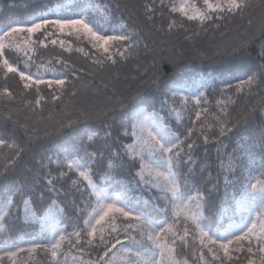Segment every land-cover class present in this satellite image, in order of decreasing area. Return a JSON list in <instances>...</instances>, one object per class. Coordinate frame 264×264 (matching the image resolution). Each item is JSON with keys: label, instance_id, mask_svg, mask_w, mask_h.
<instances>
[{"label": "trees", "instance_id": "obj_1", "mask_svg": "<svg viewBox=\"0 0 264 264\" xmlns=\"http://www.w3.org/2000/svg\"><path fill=\"white\" fill-rule=\"evenodd\" d=\"M69 1L104 6L111 24H123L125 31L134 30L136 47L131 55L122 57L114 54L115 62L104 60L98 63L97 60L103 57L92 48L88 38L69 35V46H61L52 43L55 32L48 29L52 35H45L43 30L32 34L29 62L26 55L15 47L21 44L20 41L29 39L27 33L19 34L5 43L10 47L4 50V58L13 66L21 71L29 68L33 74L38 70L54 71L61 74L57 78L66 79V85L64 88L54 85L51 89L40 85V92L37 93L36 85L25 89L24 81L17 74L8 73L0 67V139L6 141L5 145L0 146V169L16 158L19 148L24 149L22 155L15 159V167L9 169L6 180L0 181V192L17 182L34 186V209L41 210L47 207L51 199L57 200L65 208L64 214L59 216V225L71 232L82 224L87 215V193L73 183L78 179L75 172L50 163L48 158L55 160L71 142L82 141L84 147L81 155L84 151L97 153L92 165L93 178L97 182L118 192L123 186L130 187L133 204L139 211L147 212L157 220L165 219V204L158 199L159 193L143 185L137 186L139 178L135 176L136 168L131 166L127 157L124 158L123 166L117 160V166L108 170L109 178L100 181L108 159L120 150L121 142L129 143L131 140L124 136L122 121L134 108L145 105L149 111L155 110L163 115L165 122L181 138L187 135L189 128L193 129L187 143L194 146L188 153L185 145L184 159L190 154L194 163L184 165L181 171L191 170L189 179L194 180L195 186L202 187L205 192L216 186L209 197L206 219L202 220L207 229L224 228L227 221L240 218L246 210L237 211L235 189L226 187V180L235 178L247 182L249 176L260 177L264 168L258 153L255 162L245 160L243 170L237 169L234 177L223 170L222 164L227 168L228 154L233 152L241 135L264 123V80H260L259 85L250 90L245 86L243 91H238L236 87L239 80L246 79L247 75L264 65V0H247V7L243 11L225 13L222 19L199 25L179 12L170 11L173 3L177 6V0H163V7L161 0H0V28L24 22L34 16L52 15L56 5H64ZM148 5L154 7L153 12L146 10ZM149 16L152 18L149 19ZM115 29L120 31L119 28ZM41 40L44 44L39 43ZM118 47L123 48V45ZM81 48L83 52L79 50ZM57 60L63 63H55ZM197 77H201V80L194 90L201 91L199 94L204 93L200 105L197 107L195 101H191L190 106L182 112L183 123H178L174 114H170L165 105L161 106V101L165 94L169 95L171 86ZM226 85H231V89L222 92ZM5 88L12 93L11 97L4 94ZM37 95L45 98L39 106L35 103ZM53 95L57 96L56 100L52 99ZM129 97L135 99L129 101ZM121 102L127 103V110L119 108ZM113 108L117 111L112 112ZM205 108L207 112L193 124L196 111ZM250 111L254 118L248 121L247 127L243 122L237 124L239 118ZM225 112L227 115H224ZM217 118L231 121L228 127L235 126V130L220 136ZM69 121L74 122L71 127H68ZM201 124L205 125L203 132L200 131ZM106 132H111V135L106 137ZM89 135H93V141L87 139ZM204 136L208 137L207 142ZM11 143L19 147H8ZM61 172H67L68 175L61 176ZM49 173L56 177V193L49 192ZM193 192L194 188L188 194ZM41 193L46 198L44 201L40 200ZM77 208L83 210V215ZM42 213L38 211V215ZM25 216H28V212L24 211L23 203L17 198V207L5 219V228L0 230V244L15 245L33 236H36L35 244H45L48 233L43 231L38 234V220L29 218V222L24 223ZM170 218L169 208L167 219ZM242 243L243 249L239 252L235 251L240 247L239 244L230 246L231 258L225 257L218 246L213 247L217 259L212 261L248 264L251 258L254 264H262V254L256 252L253 257L247 252L249 246L255 251L256 244L249 245L247 241ZM29 248H21L24 251L18 252L15 257L4 255L0 264H13V260L15 264H53L50 253L43 247L32 251H28ZM87 248H93L91 257L95 258L98 250L90 246ZM192 251L190 239L176 240V256L197 264L198 260Z\"/></svg>", "mask_w": 264, "mask_h": 264}, {"label": "snow or ice", "instance_id": "obj_2", "mask_svg": "<svg viewBox=\"0 0 264 264\" xmlns=\"http://www.w3.org/2000/svg\"><path fill=\"white\" fill-rule=\"evenodd\" d=\"M204 8L197 7L195 3L188 4L187 0H182L179 7L175 3L171 5L170 11L172 13L179 12L182 16L186 17L189 21H199L201 24L205 22H212L214 19H222L225 13L235 14L243 11L247 7V0H203ZM163 7V0H161ZM148 12H153L154 7L151 5L146 6ZM89 12H99L104 16L107 21L109 16L107 10L100 6L92 7L91 9L85 8L83 14H74L73 18L56 17L49 18L47 16L39 15L34 16L29 20L15 24L7 28V30H0V67L8 73H15L19 76L21 81H24V88L30 89L32 85H36L37 93L40 92V85H46L48 88H64L66 85L65 78H57L61 74L48 70L45 72L31 73L29 68L21 71L18 67L13 66L5 57L4 50L10 47L5 44V39L15 37L19 34L27 33L29 40L26 44L32 43V34L40 33L42 30L45 35L48 33L49 28L58 29L61 33L65 30H71L77 33H83L85 38H88L92 44V48L100 52L101 60L98 63H103L104 60H113V55L120 56L131 55L133 49L136 47V42L133 41V31H125V26L120 25V34H104V29L100 26H93V23L87 18ZM149 19L152 17L149 16ZM172 25L170 24V27ZM44 44V41H39ZM56 43L55 40L52 41ZM63 46V41L60 42ZM122 44L123 48L118 47ZM16 50L20 51L19 44L15 45ZM115 49V52H114ZM83 52V48L79 49ZM28 51H32L31 48ZM27 55V52H25ZM31 62V56L28 57ZM113 62H115L113 60ZM55 63L60 64L63 61L57 60ZM264 65L246 76V79L238 81L236 87L238 91H243L247 86L249 90L252 87L259 85L260 80H264ZM259 74V75H258ZM75 75V73H73ZM50 76V78H46ZM231 85H226L221 91L231 89ZM4 94L11 97L12 93L8 89H4ZM204 93L199 96L195 94L185 95L183 91L172 90L171 95L165 94V98L161 101V106L169 105L170 113L174 114L178 123H183L181 113L187 108L189 100H194L197 107L200 105V98ZM180 98L182 108L176 106L177 98ZM45 98L37 95L36 105L39 106ZM53 100L57 96H52ZM135 97H129V101L134 100ZM121 110H127V103L121 102L119 104ZM116 112L117 109H111ZM207 112L196 111V120L193 124ZM224 115H227L225 112ZM254 118L253 113L244 114L239 118L237 124L243 122L247 127L248 121ZM218 119L219 135L224 136L235 130V126L228 127L231 122L229 120ZM73 121L68 122V127L73 125ZM63 127V126H62ZM124 128V136L131 139V143L121 142L120 150L115 151L111 158L108 159L104 173L100 177V181H106L109 178V169H114L120 161V166H123L124 158L130 162L133 168H136L135 176L139 178L137 186L143 185L150 191L155 190L159 193L158 199L162 200L165 204V220L160 221L152 217L147 212L139 211L133 204L131 198L132 189L128 186H123L121 190L115 194L112 193L110 187H104L100 182H97L93 177L94 173L92 165L95 163L97 153L95 151H84L81 155V149L84 147L83 142H71L67 147L62 149L57 155L55 160L51 157L48 158L50 163H55L61 168H67L69 172H75L78 176L77 180L73 183L79 190L87 193V201L85 207L91 208L87 218L84 219L83 227L74 230L72 233H66L55 225L49 223L51 228V237L47 244L40 245L33 243L28 251L35 248L43 247L50 252L51 257L55 264H59L57 259L62 250V246L67 243L72 248H78L83 253V245L94 246L98 250L95 258L83 259L82 257H73L75 264H180L172 258L174 248L169 245L168 237L171 235L173 239L181 241L190 234L188 224L194 226L200 236V243L202 247L207 248L208 253L212 254L214 258L216 253L213 247L218 246L223 250L225 257L231 258L230 246L239 244L240 247L235 251L239 252L243 249V243L247 241L249 245L256 244L254 251L252 246L247 247V252L251 256H255L256 252L261 255V262L264 264V171L261 172L260 177H247V182L238 179L226 180V187H233L235 189L234 198L237 201V208L240 210L246 209L247 216H242L240 223H230L226 228L206 229L201 221L206 219L205 212L207 210L209 197L214 191L216 186L208 189L205 192L202 187L195 186L194 180H190L192 175L191 170L182 172L181 169L184 165L194 163L192 156H186L185 145L187 146L188 153H191L193 144L187 143L191 138L193 129L187 130V135L184 138L173 131L172 126L165 122V118L160 116L158 112L153 111L147 113L142 109H133L131 115L127 116L122 121ZM131 129L129 132L128 129ZM210 127V126H209ZM205 130V125H200V131ZM111 132H106L105 136H110ZM89 141H93V135L87 137ZM205 142L208 137L204 136ZM6 141L0 139V146L5 145ZM91 145H89L90 147ZM8 147L16 149L19 146L15 143L8 144ZM24 149L19 148L16 153V158L9 161L2 169H0V181L7 178L10 168L15 167V159H18ZM259 155L262 168H264V123H261L256 128L241 135L237 142L236 147L232 153L228 154L227 168H222L225 172L233 175L237 169L243 170L244 161L249 163L255 162V156ZM139 165L138 168L136 167ZM39 175V173H37ZM61 176H67V172H61ZM47 185L49 186L50 193H56V177L50 173L47 175ZM82 186V187H81ZM194 188L192 194H188ZM35 187L28 184H21L17 182L14 185L6 187L0 192V230L5 228L4 221L11 215L12 210L17 207V198L24 205V211L28 212V216L23 217L24 223L31 220H39L43 226L48 223L49 217L61 216L65 212V208L61 207L55 199H51L47 203V207L41 210H36L33 207V195L35 194ZM46 198L41 193L40 200L44 201ZM171 209V221L167 220V213ZM38 211H42V215H38ZM77 211L83 215V210L77 208ZM227 211L226 209L224 210ZM253 213L255 215H253ZM181 214L185 222V228L181 235L177 232L176 225L180 222ZM118 217L123 218V227L117 225ZM163 225V226H162ZM110 229V230H109ZM59 233V235H57ZM239 233V234H236ZM73 237L75 240L73 241ZM99 243H96V241ZM207 241V243H205ZM102 249V251H99ZM24 249L16 248L15 251H5L0 255L15 257L18 252ZM200 260L204 261V255L201 253ZM13 264L15 261L13 260ZM187 264V261H184ZM248 264H254L253 259H249Z\"/></svg>", "mask_w": 264, "mask_h": 264}, {"label": "rangeland", "instance_id": "obj_3", "mask_svg": "<svg viewBox=\"0 0 264 264\" xmlns=\"http://www.w3.org/2000/svg\"><path fill=\"white\" fill-rule=\"evenodd\" d=\"M181 2H182V0H177V7H179V4ZM213 2H214V0H213ZM187 3L188 4L195 3L197 5V7H201V8L206 7V6L203 5V0H199V1L187 0ZM97 5L98 4L88 3V2H85V1H79V2L69 1V2L65 3L64 5H56V7L54 9V12H55L54 14H52V15L42 14V15L43 16H47L49 18H56V17L73 18L74 14H83L85 8L91 9L92 7H95ZM98 6H100V5H98ZM103 7H101V8H103ZM87 18L93 23L94 27H96V26L102 27L105 30L104 34H109V35H111V34H120L119 33L120 31L118 29H115V28H119L120 29V27H119L120 25L114 24V23L111 24L110 16H109V19L106 21L104 19V16L101 15L99 12H97V13L89 12ZM196 22H197L198 25L200 24L199 21H196ZM18 23H21V22H18ZM18 23L10 24L9 26L0 28V30H5L6 31L8 27L13 26V25L18 24ZM49 30H54V32H55L54 40L56 41V44H58V45H60L61 44L60 42L63 41L64 42L63 45L67 44V46H69V40H68L69 37H67L69 35H71V36H83L84 37L82 32L81 33H77V32H73L71 30H67L66 29L65 32L61 33L58 29L49 28ZM0 35H2V32H0ZM50 35H52V34H50ZM11 38H13V37H11ZM11 38L5 39L4 43H6V42L8 43ZM28 40H24L23 42L20 41L21 44H19L20 47H21L20 51L23 52L24 54H25V52H27V55L25 56L26 59H28V57H29V52L30 51H28V49L32 48V43H29V44L25 43ZM204 78H206V77H204ZM200 80H201V77H197L194 80L190 79L188 81L182 82V84H180V85L171 86L170 87V91H169V96L171 95L172 90L183 91L185 95H188V94L191 93V94H195L197 96L199 94V92H201V91L196 92L194 89H195V86H197L200 83ZM191 101H194V100H189L187 108L190 106L189 103ZM176 106L178 108H182L183 107V105L180 103V98L179 97L177 98ZM165 107H166V110H168L169 113H170L169 105H165ZM136 109H142V110L146 111L147 113H151L152 112V111H149L145 105H140ZM151 110H153V109H151ZM153 111H155V110H153ZM170 114H172V113H170ZM159 115L163 117V115H161L160 113H159ZM181 115H183V114L181 113ZM174 118H175V116H174ZM130 131H131V129H130ZM129 143H131V140H130ZM111 191H112L113 194L118 192L115 189H111ZM244 210H246V209H244ZM86 211H87V215H88V213L91 212V208L90 207L86 208ZM237 211L240 212L242 210L237 208ZM248 214L249 213L246 210V212L244 214H242L241 217L242 216H247ZM87 215L84 217V219L87 218ZM253 215H255V214L253 213ZM241 217L240 218L237 217V219H231V220L227 221L225 223L226 226L224 228H226L230 223H233V222L236 223V224H239ZM84 219H83V222H84ZM122 219L123 218H120V217H118V219H117V225L119 227H121V228L123 227V223L121 222ZM171 219H172V217L169 220L168 219L167 220L171 221ZM164 220L165 219H161L160 221H164ZM59 221H60L59 220V216L49 217L48 218V223H45L42 226L41 223L38 220V225H39L38 234H40L43 231L48 233V238L44 242L45 244H47L49 242L50 237H51V228L48 226V224L49 223H55V225L57 227L62 229V227L59 225ZM83 222H82V224L80 226L75 227L74 229L71 230V232L70 231L69 232L72 233L74 230H78L79 228L83 227ZM201 223H202V221H201ZM202 225L207 229V226H205L203 223H202ZM187 226L189 228V233L190 234L185 239H187V240L190 239L192 241V245H193V249H194V251H192V252H193L195 258H197V260H198V261H196V263L197 264H221V262H218V261L213 262L212 259H217V258H214L212 256V254L208 253L207 248L202 247V245L200 243L199 233L196 231L194 226H192L190 224V222H189V224ZM184 228H185V222H184V219H183V214H181L180 222H179L178 225H176V229L175 230L182 235L183 231H184ZM66 230H65V232L69 233ZM57 235H59V233H57ZM38 236H40V235H38ZM72 239L74 241L75 237H73ZM167 239H168L169 245L174 248L177 239L175 240V244L174 245L172 244L173 239H175L174 237L169 235V237ZM33 243H37L36 236H33L31 238H24V239L20 240L15 245L0 244V253L5 252V251H15L16 248L31 247V245ZM96 243H99L98 239H97ZM205 243H207V241H205ZM87 247H89V245H83V253H81L78 248H72L70 245L65 243L62 246V250H61V252L59 253V255L57 257V259L59 261V264H75V262L73 260L74 256L75 257H82L85 260L91 259L92 258L91 256L93 255V254H91V250L93 248H87ZM90 247H94V246H90ZM196 248H198V249H196ZM201 253H203V255H204V261L203 262L200 260ZM50 257H51V255H50ZM172 258L174 260H176V261H179L180 264H184V261H187V264H193L190 260H188L186 258H179L178 256H176L175 252L172 253ZM51 259L53 261V264H55V261L53 260L52 257H51ZM166 264H168L167 259H166Z\"/></svg>", "mask_w": 264, "mask_h": 264}]
</instances>
